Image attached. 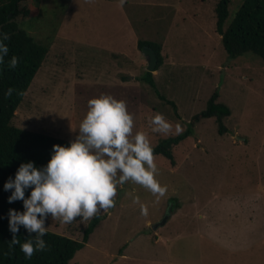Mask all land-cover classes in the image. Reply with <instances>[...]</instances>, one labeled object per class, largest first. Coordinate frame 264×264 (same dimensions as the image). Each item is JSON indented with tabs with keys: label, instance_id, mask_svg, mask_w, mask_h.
<instances>
[{
	"label": "rangeland",
	"instance_id": "obj_1",
	"mask_svg": "<svg viewBox=\"0 0 264 264\" xmlns=\"http://www.w3.org/2000/svg\"><path fill=\"white\" fill-rule=\"evenodd\" d=\"M217 1L34 2L38 16L22 28L48 52L14 126L73 142L88 101L109 94L126 101L133 133H147L153 146L183 133L215 90L231 109L222 136L214 118L195 125L172 148L174 166L155 156L165 196L157 199L131 181L118 186L115 206L97 215L88 243L69 264H264L263 62L252 54L227 56L215 26ZM230 1L224 29L242 2ZM138 40L162 46L163 65L153 76L176 112L137 80L147 70ZM154 113L173 125L171 133L152 131ZM128 193L147 206L146 216ZM91 220L64 224L49 215L45 226L80 241Z\"/></svg>",
	"mask_w": 264,
	"mask_h": 264
},
{
	"label": "clouds",
	"instance_id": "obj_2",
	"mask_svg": "<svg viewBox=\"0 0 264 264\" xmlns=\"http://www.w3.org/2000/svg\"><path fill=\"white\" fill-rule=\"evenodd\" d=\"M121 6L124 0H120ZM7 33H0V64L5 63L9 48ZM8 68L15 69L19 57L8 60ZM12 88L5 93L11 96ZM152 131L168 135L173 125L162 113L150 118ZM134 117L124 100L100 94L88 101V110L79 125V134L69 146L53 145V154L47 165L38 169L32 162L22 163L15 178H9L4 190H13L8 203L23 201L24 211L9 210V230L13 233L11 246L19 245L25 258L31 259L37 251H44L47 244L43 237L45 221L52 219L69 224L77 218L91 220L101 212L115 206L117 187L131 181L140 185L159 199L165 196L167 186L156 178L159 169L155 163L154 149L147 133H133ZM176 133L183 131L179 123ZM31 188L25 198V190ZM134 204L140 205L146 216L148 208L138 196L128 193ZM20 226L31 235L23 243L16 237Z\"/></svg>",
	"mask_w": 264,
	"mask_h": 264
},
{
	"label": "trees",
	"instance_id": "obj_3",
	"mask_svg": "<svg viewBox=\"0 0 264 264\" xmlns=\"http://www.w3.org/2000/svg\"><path fill=\"white\" fill-rule=\"evenodd\" d=\"M37 0H0V33H7L10 39L4 43L9 48L5 63L0 64V264H69L75 254L89 241L90 235L98 225V216L94 217L84 229L80 241L69 237L46 232L43 237L47 244L44 251H37L31 259L25 258L19 245L11 246L13 233L9 230V210L23 212V201L8 203L13 190L5 191L4 184L9 178L14 179L22 163L32 162L42 169L53 154V145L67 147L70 145L62 139L44 132L29 131L12 124L17 107L22 103L34 77L40 69L48 52V47L39 44L31 37L22 25L38 16L39 9L34 6ZM230 0H218L215 4V26L220 35L222 47L229 58L252 54L263 62L264 71V0H242L228 27L224 23L228 17ZM137 47L142 50L148 47L156 56L154 71L163 65L162 46L156 42L138 40ZM19 57L15 69L8 68L11 56ZM125 79V77H122ZM154 90L159 99L176 112V105L160 94L153 73L145 71L137 78ZM13 89L11 96L5 93ZM215 90L199 113L193 115L183 133L159 140L153 145L154 156L160 155L175 165L172 148L179 145L192 133L195 125L202 120L214 118L217 133L222 136L227 132L224 119L231 115V109L218 101ZM31 188L25 190V198L30 195ZM16 237L24 242L31 235L20 226Z\"/></svg>",
	"mask_w": 264,
	"mask_h": 264
},
{
	"label": "water",
	"instance_id": "obj_4",
	"mask_svg": "<svg viewBox=\"0 0 264 264\" xmlns=\"http://www.w3.org/2000/svg\"><path fill=\"white\" fill-rule=\"evenodd\" d=\"M141 51L143 52V54L145 55L147 59V70L146 71L153 73L156 67V64H157L155 54L148 47H143ZM166 221H167V217H164L161 222H159L158 224L154 226V228H157L158 226L163 225Z\"/></svg>",
	"mask_w": 264,
	"mask_h": 264
}]
</instances>
